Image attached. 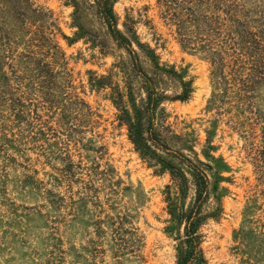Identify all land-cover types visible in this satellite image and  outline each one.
I'll list each match as a JSON object with an SVG mask.
<instances>
[{"label":"trees","instance_id":"trees-1","mask_svg":"<svg viewBox=\"0 0 264 264\" xmlns=\"http://www.w3.org/2000/svg\"><path fill=\"white\" fill-rule=\"evenodd\" d=\"M65 1L74 8L77 37L84 34L82 14L93 9L127 53L114 65L122 86L106 76L90 77L89 83L111 89L117 119L135 150L155 173L170 175L163 192L169 214L164 231L174 241L175 264H209L202 227L224 213V177L211 162L216 157L209 133L202 158L195 149L198 138L175 132L164 108L166 101L188 100L193 80L183 68L163 63L133 25H125V31L118 27L117 0ZM155 1L181 47L217 63L231 76L239 100L250 102L262 80L264 0ZM59 36L71 41L52 9L34 0H0V168L20 165L28 172L17 156L36 154L37 162L55 170L52 188L42 192L54 222L93 226L96 237L83 245L91 263L97 252L109 251L112 264H143L144 236L136 219L145 196L122 179L102 146L90 144L96 134L85 136L92 131L94 112L74 83ZM171 83L178 89L169 93ZM101 264L107 263L103 259Z\"/></svg>","mask_w":264,"mask_h":264},{"label":"rangeland","instance_id":"rangeland-1","mask_svg":"<svg viewBox=\"0 0 264 264\" xmlns=\"http://www.w3.org/2000/svg\"><path fill=\"white\" fill-rule=\"evenodd\" d=\"M34 1L54 11L71 40L58 37L74 83L94 112L92 131L85 136L96 134L90 144L102 146L122 179L139 187L145 196L136 219L144 236L143 264H175L174 241L164 231L169 214L163 192L170 175L155 173L135 150L127 128L117 119L111 89L93 88L89 83L90 77L106 76L122 86L121 73L114 65L120 54L127 55L126 51L117 46L93 9L82 14L84 34L77 37L73 6L65 0ZM114 10L120 29L125 31V25H133L141 41L156 48L163 63L183 68L193 80L194 92L188 100L166 101L164 108L175 132H193L198 138L195 149L202 158L209 133L216 157L211 162L224 177V213L220 220L202 227V246L209 264H264V53L259 61L261 83L250 102L242 101L232 91L231 76L224 75L217 63L181 47L160 17L155 0H117ZM169 85V93L178 89L176 84ZM28 154L23 159L17 156L18 163L27 164L28 172L20 165L0 168V264H92L93 257L83 245L96 237L93 226L54 222L55 213L45 205L42 192L52 188L55 170L37 162L36 154ZM54 163L61 165L60 160ZM37 179L44 184L37 185ZM99 255L97 252L95 264L103 259L112 264L109 251Z\"/></svg>","mask_w":264,"mask_h":264}]
</instances>
